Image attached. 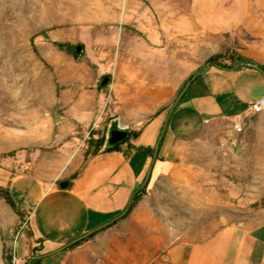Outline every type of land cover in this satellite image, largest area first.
I'll return each mask as SVG.
<instances>
[{
	"label": "rangeland",
	"instance_id": "rangeland-1",
	"mask_svg": "<svg viewBox=\"0 0 264 264\" xmlns=\"http://www.w3.org/2000/svg\"><path fill=\"white\" fill-rule=\"evenodd\" d=\"M239 35L199 29L191 0H0V166L15 170L33 153L59 159L61 145L73 136L74 147L85 154L88 139L106 137L114 117L138 128L161 106H174L183 80L207 69L209 56L220 54L221 63H231L242 45ZM58 42L70 43L72 52ZM238 52L249 53L242 47ZM94 89L101 101L92 122L72 126L60 120L67 103ZM211 99L193 101L206 106L205 118L237 110ZM236 119L241 131L233 130ZM236 119L202 124L193 132L189 146L201 150L194 158L203 169L190 174L192 186L167 181L154 207L132 208L70 249L83 247L77 255L83 254L85 264H123L107 255L158 251L227 224L264 221V108ZM147 131L137 142L149 140ZM12 192L18 206L30 205L36 195L35 188L21 185ZM1 195L0 264L7 255L16 264L15 257L39 236L31 225L20 230L23 218ZM145 213L151 219L136 218ZM63 253L45 256L43 264H60ZM74 260L69 256L64 264H81Z\"/></svg>",
	"mask_w": 264,
	"mask_h": 264
},
{
	"label": "crops",
	"instance_id": "crops-1",
	"mask_svg": "<svg viewBox=\"0 0 264 264\" xmlns=\"http://www.w3.org/2000/svg\"><path fill=\"white\" fill-rule=\"evenodd\" d=\"M191 16L206 33L240 32L242 45L236 51L241 62L231 68L209 66L201 71L187 84L176 106L153 112L134 129L137 135L116 150H101L85 157L83 150L74 147L73 136L61 145L59 159L53 161L33 153L15 170L6 163L0 166V185L8 187L11 195L15 185L36 189L30 205L17 206L24 213L20 230L31 225L39 238L15 257L16 264L20 259L29 264L37 257L43 264L44 257L50 255L46 253L58 251L64 252L60 264L69 256L85 264L83 254L77 255L83 247L65 249L67 245L117 221L137 187L144 188V194L133 207L135 211L141 204L154 207L162 194L159 189L167 187V181L173 186H192L188 183L192 182L190 174L203 169L194 158L201 150L189 146L195 129L216 120L240 118L264 95V0H191ZM241 47L249 53L240 54ZM211 97L237 110L205 118L206 106L193 101L203 103ZM100 101V91L95 89L86 96L79 94L66 104L60 120L67 118L72 126L87 125L93 121ZM146 131L149 140L137 142ZM144 147H150V151L145 153ZM63 180L68 183L60 187ZM136 218L151 219L146 213ZM120 252L112 250L107 258L123 264H264V221L227 224L204 238L178 240L158 251L148 247L143 252Z\"/></svg>",
	"mask_w": 264,
	"mask_h": 264
},
{
	"label": "trees",
	"instance_id": "trees-1",
	"mask_svg": "<svg viewBox=\"0 0 264 264\" xmlns=\"http://www.w3.org/2000/svg\"><path fill=\"white\" fill-rule=\"evenodd\" d=\"M56 44H57V46L59 48L67 50L68 52H72V51H70V49L72 47V45L70 43L58 42ZM220 56H221L220 54H213V55L209 56L206 59L207 65L208 66H215V67H218V68H231L236 63L239 64V62H241L240 61V59H241L240 55L237 53V51L235 52L234 55L230 56L231 58L229 57V59L231 60V63H229V64L221 63L219 61V59H218ZM201 71H203V70H198L196 72L190 73L183 80V82L181 83V86H180L181 94L179 95V98H181L182 93L184 92L187 84L190 83ZM99 87H102V86L100 85ZM179 100L174 104V106H176L178 104ZM174 106H172V107H174ZM165 108H166L165 106H161L158 110L165 109ZM137 133H138V131L130 130L127 138H125L122 142L128 140L131 137L136 136ZM104 141H105V137L104 136H100V137H96V138L90 137L88 139V141H87V149L85 150V154H84L85 157L87 155H94V154L98 153L101 150L102 151L116 150V149H118L119 145L122 143V142H120V143H117V144H115V145H113L111 147H107V148L103 149ZM142 150L145 153H147V152L150 151V147H144V148H142ZM0 192L2 193L1 197L3 198V200L16 212V214L19 216V218H23V216H24L23 212L15 204L14 199H13V197L11 195V192H10L9 188L0 185ZM143 194H144V188L137 187L135 189V191L133 192V194L131 195V197L129 199L128 204L125 206L124 213L120 216V218L125 216L137 204V202L141 199ZM113 222H115V221H113ZM109 224H111V223H109ZM109 224H107V225H109ZM95 232H96V230L90 232L86 236H83V237H80V238L76 239L74 242H72L69 245H67V247L65 249H70L74 245L79 244L81 241H83V240H85L87 238H90ZM4 258H5L6 264H11V255L4 256ZM41 260H42L41 257H37L35 259H32L30 264H39L41 262Z\"/></svg>",
	"mask_w": 264,
	"mask_h": 264
},
{
	"label": "water",
	"instance_id": "water-1",
	"mask_svg": "<svg viewBox=\"0 0 264 264\" xmlns=\"http://www.w3.org/2000/svg\"><path fill=\"white\" fill-rule=\"evenodd\" d=\"M107 80H108L107 77L102 79L101 85L107 82ZM53 115H54V118L56 119L57 114L55 111H53ZM128 134H129V126L125 124H121L117 117L112 118L106 130V137H105L103 149L122 142L125 138H127ZM67 183H68L67 180H63L59 183V185L60 187H64L67 185ZM48 254H51V252H48L45 255H48Z\"/></svg>",
	"mask_w": 264,
	"mask_h": 264
},
{
	"label": "built area",
	"instance_id": "built-area-1",
	"mask_svg": "<svg viewBox=\"0 0 264 264\" xmlns=\"http://www.w3.org/2000/svg\"><path fill=\"white\" fill-rule=\"evenodd\" d=\"M264 108V95L258 99L257 101H254L250 104L248 111L249 112H254V111H258L260 109ZM242 126L240 121H238L237 119L234 120L233 122V130L235 131H241Z\"/></svg>",
	"mask_w": 264,
	"mask_h": 264
},
{
	"label": "bare ground",
	"instance_id": "bare-ground-1",
	"mask_svg": "<svg viewBox=\"0 0 264 264\" xmlns=\"http://www.w3.org/2000/svg\"><path fill=\"white\" fill-rule=\"evenodd\" d=\"M90 8V7H89Z\"/></svg>",
	"mask_w": 264,
	"mask_h": 264
}]
</instances>
